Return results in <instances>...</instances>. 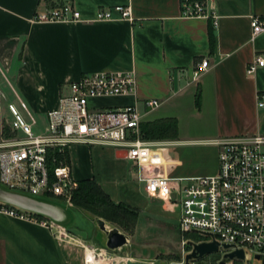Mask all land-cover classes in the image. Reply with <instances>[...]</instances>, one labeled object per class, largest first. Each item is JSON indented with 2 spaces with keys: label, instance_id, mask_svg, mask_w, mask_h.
Masks as SVG:
<instances>
[{
  "label": "crops",
  "instance_id": "1",
  "mask_svg": "<svg viewBox=\"0 0 264 264\" xmlns=\"http://www.w3.org/2000/svg\"><path fill=\"white\" fill-rule=\"evenodd\" d=\"M56 1L0 0V143L12 136L10 130L8 136L2 133L3 125L12 120L9 104L27 122L29 113L33 128L40 129L35 134H41L46 113L56 108L61 95L69 93L67 83L83 74L114 72L133 73L135 93L95 99L93 106L137 104L144 123L174 118L177 137L152 141L164 146V171L170 178L214 176L218 172L216 140L264 135V108L256 104V94L264 92V68L253 75L245 72L255 55L264 58V33L252 37L250 28L253 16L264 18V0H208V13L213 10L218 16L216 28L209 18H182L181 0H58L70 4L80 19L34 22L36 13ZM114 6H127L133 22L96 20L99 9ZM202 60L208 61L209 68L191 82V72ZM151 99L160 105L148 110L143 102ZM70 149L80 153L76 181L94 179L114 203L137 209L138 220L142 215L165 219L171 214L178 220V206L145 194L123 151L73 145L67 152L69 165ZM43 198L65 204L51 196ZM53 214L63 217L60 211ZM138 220L135 233L141 224ZM42 221L49 220L0 212V264H85L92 229L77 225L88 233L87 240H82L51 221L52 226H43Z\"/></svg>",
  "mask_w": 264,
  "mask_h": 264
},
{
  "label": "built area",
  "instance_id": "2",
  "mask_svg": "<svg viewBox=\"0 0 264 264\" xmlns=\"http://www.w3.org/2000/svg\"><path fill=\"white\" fill-rule=\"evenodd\" d=\"M207 2L181 0L180 16L209 18L211 27L216 28L218 16L213 10L208 13ZM79 19L70 4L51 7L33 18L36 23ZM113 19L133 22L127 6L101 8L96 14L98 21ZM250 28L252 37L264 33V18L253 16ZM208 68L206 60L197 64L191 72V82H197ZM261 68L264 58L255 55L245 72L253 75ZM67 87L69 93L61 95L56 108L46 113V127L41 134L33 132L35 121L29 113L27 122L14 105L7 106L12 118L7 127L12 136L0 143L1 186L34 196L58 198L70 206L78 184L71 174L68 149L73 145L111 147L123 151L133 163L136 182L148 197L178 206L177 227L183 237L206 233L210 237H204L206 240L201 242L219 244V252L209 255H218V263L225 253L223 245L231 246L229 252L244 251L245 261H235L237 264L253 260L256 255L264 258V135L216 140L213 144L218 148V172L214 176L170 178L164 171L162 143L141 137L143 115L137 104L109 108H96L92 104L95 99L133 95L136 90L133 73L83 74L67 83ZM256 104L264 108V92L256 94ZM143 105L153 110L160 102L145 100ZM20 108L27 112L23 102ZM0 212L28 220L37 217L2 203ZM40 224L53 225L49 221ZM88 252L85 264H89V254L95 260L101 254L93 247Z\"/></svg>",
  "mask_w": 264,
  "mask_h": 264
},
{
  "label": "rangeland",
  "instance_id": "3",
  "mask_svg": "<svg viewBox=\"0 0 264 264\" xmlns=\"http://www.w3.org/2000/svg\"><path fill=\"white\" fill-rule=\"evenodd\" d=\"M94 104L97 105V102L94 101ZM38 130H40L39 126L33 128L34 133ZM17 136L22 137L20 134H17ZM85 147L88 149L90 148L88 146ZM77 168L81 172L80 153L76 154L74 150L70 149V169L73 178L77 177ZM70 206L77 209L86 219L91 221L90 224L87 220L80 219L78 213H75L77 218L76 225L84 229H92L91 237L89 238V245L101 252L99 256H96V260L101 263L125 264L127 260H131L133 262L147 264H184V256L187 251L190 250V246L188 245L190 240H186L185 245L182 244V241L185 240L184 237L187 235L183 237L179 233L177 221H175L173 214L167 215L165 219H159L158 217L149 218L142 215V217H140V227L138 228L137 233H135L134 230L132 235L127 234L116 225L102 219L105 222L107 230L116 228L128 237V243L126 246L113 251L105 248V238H103L105 235L98 236L100 231L96 226V220L101 218H97L82 209L76 208L71 202ZM140 219L138 220V224L140 223ZM88 253L89 252H87V254ZM191 264H218V262H216L215 257L207 256L201 260L194 261ZM229 264H234V262ZM242 264H259V262L253 259Z\"/></svg>",
  "mask_w": 264,
  "mask_h": 264
},
{
  "label": "water",
  "instance_id": "4",
  "mask_svg": "<svg viewBox=\"0 0 264 264\" xmlns=\"http://www.w3.org/2000/svg\"><path fill=\"white\" fill-rule=\"evenodd\" d=\"M0 203L9 205L17 210L27 212L42 218H46L55 225L63 228L67 233L76 236L82 240H87L88 233L85 230L77 228V218L70 206L47 200L40 196H34L18 191L8 190L0 185ZM54 212L60 211L63 217H57ZM96 226L99 231L105 235V248L108 250H117L127 245L128 237L118 229L107 230L105 222L102 219L96 220ZM203 237H210L206 233H200ZM191 251L184 256V264H191L194 261L201 260L209 255L219 252V244L215 241L195 243L189 241ZM231 246L223 245L225 253L222 255L218 264H229L235 261H245L243 250L230 251ZM254 260L259 264H264V258L255 256ZM126 264H147L142 262L127 261Z\"/></svg>",
  "mask_w": 264,
  "mask_h": 264
},
{
  "label": "trees",
  "instance_id": "5",
  "mask_svg": "<svg viewBox=\"0 0 264 264\" xmlns=\"http://www.w3.org/2000/svg\"><path fill=\"white\" fill-rule=\"evenodd\" d=\"M50 3L51 0H45ZM52 7L62 5L58 0L52 2ZM213 42L212 37L210 38ZM9 129L3 125V136H8ZM141 137L147 141L173 140L177 137V123L174 118H164L140 124ZM77 189L74 191L71 203L76 208L82 209L87 213L104 219L129 235H132L138 220L137 209L126 206L122 203H114L105 194L99 184L94 179H85L77 182ZM185 240L201 242L206 238L190 233L184 237ZM218 261V255H213ZM237 264V262H234Z\"/></svg>",
  "mask_w": 264,
  "mask_h": 264
},
{
  "label": "bare ground",
  "instance_id": "6",
  "mask_svg": "<svg viewBox=\"0 0 264 264\" xmlns=\"http://www.w3.org/2000/svg\"><path fill=\"white\" fill-rule=\"evenodd\" d=\"M87 257H88V259H89V264H103V263H101L100 261L93 259V258H92V255H90V254H89ZM127 261H131V260H127ZM127 261H126V262H127ZM126 262H125V264H126ZM132 262H133V261H132Z\"/></svg>",
  "mask_w": 264,
  "mask_h": 264
}]
</instances>
